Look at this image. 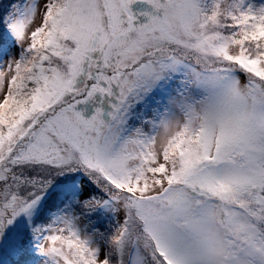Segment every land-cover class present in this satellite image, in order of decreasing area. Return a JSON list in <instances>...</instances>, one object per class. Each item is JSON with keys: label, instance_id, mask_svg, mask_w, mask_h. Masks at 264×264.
I'll use <instances>...</instances> for the list:
<instances>
[{"label": "snow or ice", "instance_id": "1", "mask_svg": "<svg viewBox=\"0 0 264 264\" xmlns=\"http://www.w3.org/2000/svg\"><path fill=\"white\" fill-rule=\"evenodd\" d=\"M142 2L0 0V264H264V0Z\"/></svg>", "mask_w": 264, "mask_h": 264}, {"label": "rangeland", "instance_id": "2", "mask_svg": "<svg viewBox=\"0 0 264 264\" xmlns=\"http://www.w3.org/2000/svg\"><path fill=\"white\" fill-rule=\"evenodd\" d=\"M137 1H138V0H137ZM132 7H133V6H132ZM133 11H134L135 13H138L135 9H133ZM138 19H139L140 22H143V21L146 22L147 17L139 16ZM81 107L87 109V108H86V105H82ZM89 108H90V107H89ZM86 114H87V112H86Z\"/></svg>", "mask_w": 264, "mask_h": 264}, {"label": "water", "instance_id": "3", "mask_svg": "<svg viewBox=\"0 0 264 264\" xmlns=\"http://www.w3.org/2000/svg\"><path fill=\"white\" fill-rule=\"evenodd\" d=\"M145 5H146V3L142 2V1H138L134 6H135V8L142 10L145 7Z\"/></svg>", "mask_w": 264, "mask_h": 264}, {"label": "flooded vegetation", "instance_id": "4", "mask_svg": "<svg viewBox=\"0 0 264 264\" xmlns=\"http://www.w3.org/2000/svg\"><path fill=\"white\" fill-rule=\"evenodd\" d=\"M90 105H87V107L89 108Z\"/></svg>", "mask_w": 264, "mask_h": 264}]
</instances>
